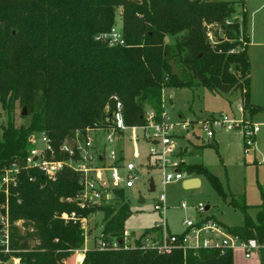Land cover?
Listing matches in <instances>:
<instances>
[{"label":"trees","instance_id":"16d2710c","mask_svg":"<svg viewBox=\"0 0 264 264\" xmlns=\"http://www.w3.org/2000/svg\"><path fill=\"white\" fill-rule=\"evenodd\" d=\"M243 2L0 0V104L6 114L0 133V165L24 158L31 147L28 136L41 131L51 138L56 158L67 159L60 145L74 138L77 130L103 124L109 115L106 106L114 107L113 95L122 102L128 125L142 124L145 109L154 110L158 120L164 110L162 91L169 88L204 86L211 92H240L250 118L264 110L249 100L250 39ZM116 15L121 19L124 44L97 40L98 34L115 25ZM17 105L21 111L25 107L28 124H15ZM186 150L187 146L179 155H189ZM147 167L154 168L150 163ZM179 170L204 176L223 201L243 213L241 225L222 224L226 231L264 244L263 189L259 209L251 217L244 197L225 191L203 163L183 162ZM79 180V173L69 167H63L56 180L36 170L20 173L17 188L8 196L10 251L0 250V264L13 258L20 264H63L83 248L81 219L97 211L103 213L106 245L100 247L95 241L84 250L81 264H233L230 249L176 248L159 254L125 247L124 224L132 211L123 200V189L112 191L116 203L81 206L74 200L79 199ZM62 213L73 214L75 220L64 219ZM18 220L21 225H14ZM157 229L154 225L143 234ZM112 240L117 247L111 246ZM258 254L264 264V247Z\"/></svg>","mask_w":264,"mask_h":264},{"label":"built area","instance_id":"2783aa9c","mask_svg":"<svg viewBox=\"0 0 264 264\" xmlns=\"http://www.w3.org/2000/svg\"><path fill=\"white\" fill-rule=\"evenodd\" d=\"M97 40L107 41L109 45L124 44L121 30L113 26L109 32L100 33L95 37ZM114 107L110 110L106 106V116L103 124L94 123L82 130L75 132L74 138H66L59 147V151L67 154V159L56 158V152L51 138L45 131L33 132L28 136L30 149L24 158L13 159L8 163L0 165V250L10 251L11 222L8 215V196L15 190L19 183L20 173L24 170H36L48 180H56L63 167H69L80 175L79 183L81 190L79 198L82 199L81 206L85 204H99L110 199L114 189L130 188L134 185L137 177L136 165L133 162L122 163L123 149L109 148V146L120 143L126 132H130L128 138L135 145L141 139L152 143L148 152V163L160 170L162 177L161 185L179 180L191 178L186 172L179 170L181 163L185 162L179 157L177 151V140L185 135L208 142L213 139L217 130L239 129L242 133L243 150L248 153L255 143V135L259 131L260 124L245 118L243 108L237 107L238 114L231 116L220 113L215 115L209 113L200 119H191L178 116L177 121L171 122L166 110L156 119L152 109H145L142 115L144 122L138 125H128L124 120L123 104L116 95L112 96ZM73 140V147L68 143ZM133 156L139 157V152L134 149ZM101 161H104L103 164ZM34 180V176H30ZM16 191L14 195H17ZM110 195V196H109ZM181 207L186 208L185 202ZM166 208V194L164 190L158 195L154 204V210L164 214ZM199 217L184 221L185 228L179 233H172L167 229L165 218L162 223L156 224L155 231H150L132 237L130 232L124 230L123 236L125 247L138 246L142 249L154 250L159 254L170 253L173 249H211L223 252L226 249H241L245 258H250L258 253L264 244L256 239H240L237 235L229 233L217 220L201 214L206 206L199 204L197 207ZM64 219H73L74 215L62 213ZM84 220V218H83ZM21 220L14 222L20 226ZM84 229V221H80ZM138 241V244L135 242ZM100 247L106 243L101 239L97 241ZM116 240L111 241V246L117 247ZM13 258L8 264H16Z\"/></svg>","mask_w":264,"mask_h":264},{"label":"rangeland","instance_id":"374dc122","mask_svg":"<svg viewBox=\"0 0 264 264\" xmlns=\"http://www.w3.org/2000/svg\"><path fill=\"white\" fill-rule=\"evenodd\" d=\"M241 1V0H226ZM247 11V29L251 40V29L254 34L264 41V0H243ZM120 12V9H119ZM240 12V8H238ZM115 25L121 27V19L116 15ZM242 38V35H241ZM255 39V40H256ZM244 40L243 38L241 39ZM253 61L250 67V96L252 104L264 108V43L251 44ZM251 55V56H252ZM249 57V56H248ZM162 105L168 114L171 122L178 119V115L191 119H200L209 113L218 115L220 113L229 116L238 114L237 107L242 106L240 92L231 94L221 92H211L204 86L193 88H169L162 91ZM245 118L251 119L254 123H259V131L255 135L254 147L245 153L243 150L242 133L239 129L217 130L215 138L205 142L193 135H185L177 140V151L179 153L187 146L183 158L185 163L201 162L214 175L218 177L225 191H230L237 197L243 196L245 202L250 205L247 212L254 217L258 211L257 205L261 203L260 189L264 190V110L254 114L251 118L245 114ZM14 121L16 125L29 123L27 115H22L21 107L16 106L14 110ZM6 114L0 104V133L2 125L5 124ZM125 133V137L120 143H115L109 148H122V163L133 162L138 172L135 183L130 188L123 189V200L128 203L132 213L125 221L124 228L130 232L131 236H138L144 229L162 223L163 217L166 221L167 229L172 233H179L184 230V221L197 219L199 213L197 206L201 203L209 206L201 215L220 220L225 225H241L244 221L243 213L237 208L228 205L223 201L210 186L204 176H198L201 185L196 188H183L182 181H175L161 185V174L157 168H148V152L152 143L139 140L136 147ZM216 143H215V142ZM212 144V145H211ZM216 144V145H215ZM198 146L201 148H193ZM139 152V157L133 156L134 149ZM101 161L99 164H103ZM197 177V176H192ZM152 178L155 190H149V179ZM164 190L166 194V208L164 214L154 210V204L158 195ZM113 197V194H110ZM109 195V196H110ZM106 202L116 203L113 198ZM140 197L143 199L140 201ZM82 202V199H74ZM181 202H185L187 207L182 208ZM84 221L85 237L83 248L75 251L71 256L63 261V264H81L84 257V250L102 239L103 213L97 211ZM82 260L80 256H82ZM234 264H262L260 255L255 253L250 259L245 258L239 250H233ZM16 264L19 259L16 258ZM9 259L6 260V263Z\"/></svg>","mask_w":264,"mask_h":264},{"label":"water","instance_id":"95a60500","mask_svg":"<svg viewBox=\"0 0 264 264\" xmlns=\"http://www.w3.org/2000/svg\"><path fill=\"white\" fill-rule=\"evenodd\" d=\"M168 38L165 37V41H167ZM27 112H26V109L25 107H23V110H22V115H26ZM68 143L70 144L71 147H73V140L72 139H68ZM149 190L150 191H154L155 190V185H154V181L152 178L149 179ZM182 186L183 188H196V187H199L200 186V179L199 177H191V178H187V179H184L182 181ZM143 200L141 197H140V201ZM209 207L206 206V210L208 209Z\"/></svg>","mask_w":264,"mask_h":264},{"label":"crops","instance_id":"0c3cea01","mask_svg":"<svg viewBox=\"0 0 264 264\" xmlns=\"http://www.w3.org/2000/svg\"><path fill=\"white\" fill-rule=\"evenodd\" d=\"M249 39H250V36H249ZM256 39V36H255V34H254V30L253 29H251V40H250V42H249V44H248V48H247V52H248V56H249V61H250V67H251V63H252V61H253V55H252V51L250 50V48H251V44H256V43H258V44H261V43H264V41L263 40H260V38H258L257 37V39ZM252 55V56H251ZM178 116H181V115H178ZM184 116V115H183ZM214 138H215V135H214V137H213V140H214ZM215 142V141H214ZM216 143V142H215ZM216 145V144H215ZM200 179V178H199ZM200 185H201V180H200ZM208 206V205H207ZM209 207V206H208ZM217 221L219 222V223H221V224H224L223 222H221L220 220H218L217 219ZM235 250H239V251H241L242 252V250L241 249H239V248H237V249H235ZM233 252V251H232ZM243 253V252H242ZM233 254V253H232ZM82 257H83V254H82V256H80V258H79V260L81 259L82 260ZM252 257V256H251ZM250 257V258H251ZM250 258H248V259H250ZM233 264H234V261H233Z\"/></svg>","mask_w":264,"mask_h":264}]
</instances>
